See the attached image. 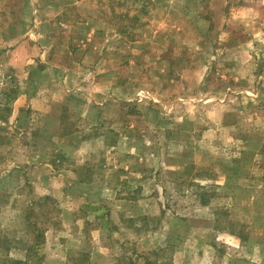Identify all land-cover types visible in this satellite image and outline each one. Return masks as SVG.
<instances>
[{
	"label": "rangeland",
	"instance_id": "obj_1",
	"mask_svg": "<svg viewBox=\"0 0 264 264\" xmlns=\"http://www.w3.org/2000/svg\"><path fill=\"white\" fill-rule=\"evenodd\" d=\"M0 264H264V0H0Z\"/></svg>",
	"mask_w": 264,
	"mask_h": 264
},
{
	"label": "crops",
	"instance_id": "obj_2",
	"mask_svg": "<svg viewBox=\"0 0 264 264\" xmlns=\"http://www.w3.org/2000/svg\"><path fill=\"white\" fill-rule=\"evenodd\" d=\"M32 102H33V103H38V100L34 101V99H33ZM43 109H44V108L42 107V110H43Z\"/></svg>",
	"mask_w": 264,
	"mask_h": 264
}]
</instances>
